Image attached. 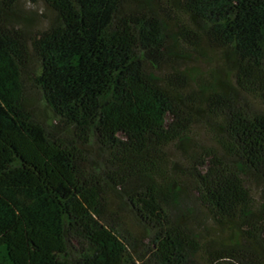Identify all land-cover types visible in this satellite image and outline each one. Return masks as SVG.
I'll return each instance as SVG.
<instances>
[{
	"label": "trees",
	"instance_id": "obj_1",
	"mask_svg": "<svg viewBox=\"0 0 264 264\" xmlns=\"http://www.w3.org/2000/svg\"><path fill=\"white\" fill-rule=\"evenodd\" d=\"M19 1L0 0V264H196L185 196L230 232L204 264H264V0H43L33 34ZM206 50L208 75L181 66Z\"/></svg>",
	"mask_w": 264,
	"mask_h": 264
},
{
	"label": "rangeland",
	"instance_id": "obj_2",
	"mask_svg": "<svg viewBox=\"0 0 264 264\" xmlns=\"http://www.w3.org/2000/svg\"><path fill=\"white\" fill-rule=\"evenodd\" d=\"M11 17V22L14 26L20 27L31 34L46 30L56 20V15L45 5L43 0H20L13 9ZM204 55L205 58L198 59V61H187L181 64V66L188 69L197 68L202 75H208L217 66V59L220 58L221 54L212 50H206L204 51ZM36 65V59L33 58L31 66L36 68ZM25 101L36 119L51 124L52 117L49 108L44 104L39 92L29 83H26L25 86ZM245 102L254 107H259L257 102L250 98H245ZM52 123L55 125V122ZM195 135L197 143L202 145L210 144V134L204 129L198 128L195 130ZM92 156L97 159L96 153L94 155L92 154ZM181 201L183 206L182 212L187 216L190 222L189 224L198 228L205 237V240L202 241L203 250L195 259L196 264H204V260L207 259V256L218 246L217 243L226 241L231 237L230 232L222 231L215 227L209 220L207 213L198 205L192 196H185ZM115 205V212L123 219V222L128 225L127 227L132 237L136 240H140V242L142 241L143 244L146 243V233H143V230L123 209L122 202L115 199ZM177 214L179 213L177 212ZM232 239L235 241V237H232ZM143 244L140 246L139 252H145L147 250L146 244H144V246Z\"/></svg>",
	"mask_w": 264,
	"mask_h": 264
}]
</instances>
